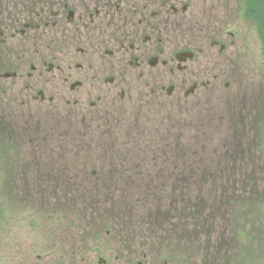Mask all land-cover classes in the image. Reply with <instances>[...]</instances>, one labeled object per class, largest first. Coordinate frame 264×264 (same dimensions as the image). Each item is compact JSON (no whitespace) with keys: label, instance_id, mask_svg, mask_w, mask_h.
Segmentation results:
<instances>
[{"label":"flooded vegetation","instance_id":"flooded-vegetation-1","mask_svg":"<svg viewBox=\"0 0 264 264\" xmlns=\"http://www.w3.org/2000/svg\"><path fill=\"white\" fill-rule=\"evenodd\" d=\"M213 1L0 0V188L21 195L47 264H73L62 253L84 236L147 264L169 247L160 232L174 246V215L133 198L161 179L189 181L183 133L222 120L189 117L231 89L224 78L244 54L238 0ZM127 228L146 239L135 245Z\"/></svg>","mask_w":264,"mask_h":264},{"label":"rangeland","instance_id":"rangeland-1","mask_svg":"<svg viewBox=\"0 0 264 264\" xmlns=\"http://www.w3.org/2000/svg\"><path fill=\"white\" fill-rule=\"evenodd\" d=\"M207 4L215 3L213 0H207ZM221 5L230 6V2L228 0L227 3L224 2ZM243 6L244 0H238V15L240 16L238 35L241 40L240 46H242L240 53L244 54L239 59V66L234 76L224 78L225 82H231L233 86L231 89H224L219 97L214 94L207 99L206 105L209 106L207 111L197 108L189 116L193 120L203 118L206 124L208 117L213 116L211 114L213 112L217 117H222V120L207 123L201 128L192 126L190 130L183 133L180 140L183 145L190 146V155L201 160V163L197 164L199 166L197 168L192 164L197 160L189 157L190 163L186 158L179 160V165L190 166L192 172L199 171L203 167L205 169L198 175L201 181L199 177H196L191 188H188L190 192L192 187H195V190H198L197 196H192L190 193V196L185 197L183 201L184 198L180 192V201L174 200L177 191L180 190L174 189V186L167 187L166 184H162L161 179L157 188L139 189V194L133 198L135 201L141 199L142 203L148 199L155 201L153 207L161 213L172 210L173 205L171 214L175 216V219L171 218L166 224L173 225L174 223V228L180 230L178 234L181 233L178 241L175 239L173 246L172 242L169 243L171 239L169 236L172 233L170 231L160 232V239L163 242L167 241L169 247L162 252L148 253L149 264H223L227 252L221 243L223 244L225 239L233 236L232 230L225 225L223 220V216L227 217V214H232L231 206L224 203L226 201L223 196L225 189L223 175L225 173H231L236 179H240L239 184L237 182L235 187L232 185V191L228 188L230 193L245 197V199L254 194L261 199L260 203L256 198L248 199L247 204L250 210L246 209L243 203L241 208L235 206V210H242L245 218L242 222L247 230L257 237L249 244L250 248L246 256L250 261L247 264H264V39L259 25L253 19L246 20L243 17ZM176 111L179 114L184 113L183 110L176 109ZM183 118L184 116H181L178 120L181 121ZM239 119L243 122L240 123ZM246 119L249 122H246ZM236 126H240V130L236 131L239 137L232 140ZM180 135L181 132H175L176 138ZM246 142H248V147H246ZM230 144L233 146L231 147ZM235 149L239 151L248 149L249 156L243 154L237 156ZM236 172H239L238 175ZM175 184L179 183L175 181ZM244 184H252L247 192L244 191L246 188ZM127 191L137 192V189ZM73 192L76 195L86 196L87 190L75 189ZM14 195L12 189L0 188V264H44L46 253L40 248L41 235L38 234L40 226L29 224L26 218L30 211L22 210L23 206L17 203L16 199L21 198L18 191H15ZM198 196L201 202L197 206L193 200ZM149 206V204L143 205V207ZM258 212L259 214H256ZM196 215L199 219L195 217ZM119 221L128 222L129 218L123 216L119 218ZM137 221L140 219L134 216L132 222ZM184 224L188 228L189 246L193 242L192 246L195 247L191 249V253L190 249L182 248ZM106 226L111 231L113 222L107 221ZM197 232L198 235L195 238L190 236ZM68 233L76 235V231L73 230ZM120 233L135 241V245L142 244V241L146 239L145 236H140L141 231L136 228L122 229ZM77 242L78 244L75 245L79 246L77 249L67 250L65 248L62 253L63 263L71 257L74 258L72 259L73 264H99L95 257L100 258V254L103 259L107 260L106 264H129L125 257L134 258L131 264H147L142 253L124 254L114 248L113 244H111V251H106L105 245L102 246L106 242L102 239L101 243L92 242L88 236H84ZM102 247L105 251L99 253ZM38 256L42 259H38ZM53 259L58 260L57 257ZM235 261H237L236 256Z\"/></svg>","mask_w":264,"mask_h":264},{"label":"trees","instance_id":"trees-1","mask_svg":"<svg viewBox=\"0 0 264 264\" xmlns=\"http://www.w3.org/2000/svg\"><path fill=\"white\" fill-rule=\"evenodd\" d=\"M243 13H244V17L246 19H253L259 25L262 38L264 39V0H244ZM239 128L240 127L234 128L235 132ZM230 146L232 147L233 144H230ZM242 151H245V149ZM189 157H192V158L197 160V161H193L192 164H194L197 168H199V166H197V164L201 163V160H199V159H197L191 155H189ZM176 160H177V158H176ZM201 172H203V171H196V172L191 171V172H189L188 173L189 181H187V182H186V179H184V175H185L184 173H182V175L179 178H176V181L179 184H175L174 189L180 190V191H177L176 197L174 198V200L180 201V192L182 193V198H184L183 201L185 200V197L190 196V193L192 196L193 195L197 196L198 190H195V187H192L190 192L188 191V188H191L192 182L196 181V177H199V179L201 181V177L198 176ZM236 173L238 175L239 172H236ZM244 178L251 179L250 177H244ZM223 180H224V188H225L223 190V196H224V199L226 200L224 203L228 204L232 208V214L231 215L227 214V217L223 216V220H224L225 225L230 227V229L232 230V233H233L232 237L225 239L223 244L221 243V246H223L227 252L226 260L224 259L223 264H225V261H226V264H247L250 261V260H248V258L246 256V253L248 252V250L250 248L249 244H250L252 239H255L257 237L255 235H253L251 231L247 230L246 226L242 222V220L245 219L243 217L244 213L242 212L241 209L235 210V206H240V208H241L242 203H243L244 207L246 209L250 210L248 208V204H247L248 199L250 200L252 198H256L258 203H260L261 199L256 197L254 194H253V196L249 197L248 199H245V197H238L235 194H232V192L230 193L229 189H231V191H232V188H233L232 185H234V187H235V184L237 182L239 184V182H240V179H236V177L233 176L231 173H225L223 175ZM244 185L246 186V188L244 189L245 192H247L252 186V184H244ZM202 189H201V193L203 191ZM187 193H188V195H187ZM250 194H251V192H250ZM112 196H114V195H112ZM193 201L196 202L197 206L201 202L199 196L196 197ZM233 209H234V211H233ZM172 210H173V205H172ZM172 210L170 209L168 211V213H166V215H170L172 213ZM159 213H161V212H159ZM256 214H259V212ZM195 217H197L199 219V217L197 215ZM197 218H195V221H197ZM178 230H176V228H175V239H177L176 241H178V238H180V236H181V233L178 234ZM182 232H183L182 236L184 239V243H183L182 248L190 249L189 252L191 253V249L192 248L195 249V247L192 246L193 242L191 243V246H189L190 238L188 237V235H189L188 231L185 230ZM255 232H256V234L257 233L259 234L258 231H255ZM197 235H198V232L195 235L192 236V234H191L190 236L195 238ZM258 247H256V249H258ZM235 256H236L237 261H235Z\"/></svg>","mask_w":264,"mask_h":264}]
</instances>
